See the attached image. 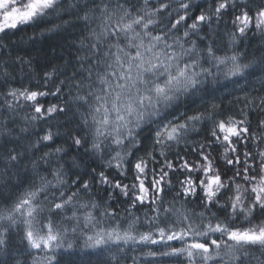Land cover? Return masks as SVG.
<instances>
[{"label": "snow or ice", "instance_id": "snow-or-ice-1", "mask_svg": "<svg viewBox=\"0 0 264 264\" xmlns=\"http://www.w3.org/2000/svg\"><path fill=\"white\" fill-rule=\"evenodd\" d=\"M48 24L74 30L76 54L42 88L10 86L31 61L0 59V264L76 249L121 264L129 245L151 246L149 264H264V47L238 48L264 41V0H0V57L9 33ZM70 112L63 144L50 128L18 143L14 127Z\"/></svg>", "mask_w": 264, "mask_h": 264}, {"label": "trees", "instance_id": "trees-1", "mask_svg": "<svg viewBox=\"0 0 264 264\" xmlns=\"http://www.w3.org/2000/svg\"><path fill=\"white\" fill-rule=\"evenodd\" d=\"M55 20V17H53ZM59 23L58 20H56ZM231 27L230 21L227 25ZM51 28V25H40L39 27H28L26 30L18 31L15 35L9 33V36L4 37V41L9 45L8 49H5V54L0 57V59H7L9 63L16 61L17 56H21L24 60H30L31 66L29 67L28 64L21 65L20 63H15L13 67V72L15 75V79L10 81V86H20L23 84L26 87H31L32 89L42 88L43 87V76L46 71H52L53 67H59L63 71V66L66 64L67 61H72L73 64L75 63V45L73 44L72 40L70 39L68 32H74V30L69 29L68 32L65 31H48L47 29ZM225 28L224 22L220 24V31L221 34ZM75 34V33H74ZM264 47V41L258 35L249 34L248 38L245 39L242 43L238 44V48L241 51L247 50L249 54V58H251L253 53L259 55L257 51L259 48ZM11 52V56L7 53ZM71 68H68V75H71ZM61 79L63 77H60ZM259 69H257V74L251 78H249L247 82V87L249 91H252L253 85L259 87ZM244 81H241V87H244ZM232 92V89L229 88L225 90L224 93L227 94ZM74 94V93H73ZM255 95V92H252ZM235 95V93H233ZM64 97L69 100V104L71 103L70 97L67 95V90H65ZM232 98L231 96L229 97ZM45 107L48 106L49 103H61L63 104V99H58L55 96H48L42 98ZM227 104V101H225ZM19 115L16 117L15 124L22 126L23 125V117L25 116L26 110H18ZM3 115V114H0ZM71 116V112L69 113L68 117H58L56 119H51L48 122H38L35 126H30L29 133H20L19 127H14V132H16L19 136L22 137L18 141V143L24 148H27L29 143H35L37 136L42 135L44 131L50 130L55 134L59 133L55 136V143L51 145L54 149L57 145L63 144L66 139V133L69 129H74V124H69L68 128H65L64 125L67 123L69 117ZM255 115H253V125L255 124ZM204 133L197 135L196 133L192 134V139L195 141H202L204 137ZM0 143H5L3 138H0ZM67 147V145H65ZM183 145H181L180 150L183 149ZM243 148V145H241ZM48 150L42 148L41 151L36 152V157L38 158L43 154V151ZM83 152V149H81ZM73 155H76L74 151H70L67 160L69 163ZM174 155V152L171 153ZM85 163H88L86 160ZM97 164H102L101 161H97ZM31 165L29 164V168ZM47 167L46 165L41 162V168ZM23 166H21V174H23ZM83 170V166L81 169ZM2 171V169H0ZM114 172V170H112ZM50 178V177H49ZM75 177L69 175V179H74ZM13 181L15 177H12ZM117 179L123 180L125 183H130V179L125 177L117 176ZM122 200L123 197H120ZM195 203H198L196 197H191ZM114 204L117 201H113ZM118 211H120L121 215H125L123 210L118 207ZM144 209L141 208L139 212H136V215L141 217L142 222V230L147 227V225L143 224V216H144ZM119 218V217H118ZM151 247V246H148ZM148 247L145 246H135L136 250L133 251V246L129 245L126 253L124 254V259L121 260V264H133V257L136 258L137 264H149V262L153 259L152 257H147L144 253L148 250ZM63 264H106V254L105 255H89L87 252H83L79 249H76L72 254H66L61 257Z\"/></svg>", "mask_w": 264, "mask_h": 264}]
</instances>
